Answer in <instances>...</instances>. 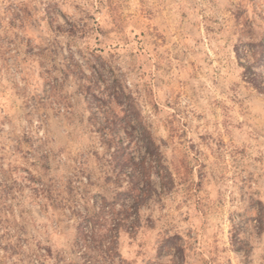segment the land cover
Instances as JSON below:
<instances>
[{
	"label": "rangeland",
	"instance_id": "1",
	"mask_svg": "<svg viewBox=\"0 0 264 264\" xmlns=\"http://www.w3.org/2000/svg\"><path fill=\"white\" fill-rule=\"evenodd\" d=\"M263 30L264 0H0V264H108L76 226L132 206L125 153L115 264H264Z\"/></svg>",
	"mask_w": 264,
	"mask_h": 264
},
{
	"label": "trees",
	"instance_id": "2",
	"mask_svg": "<svg viewBox=\"0 0 264 264\" xmlns=\"http://www.w3.org/2000/svg\"><path fill=\"white\" fill-rule=\"evenodd\" d=\"M250 47L249 52L254 58L253 64L264 65V30L257 40L250 43ZM244 69L246 73H250L253 76V83H258L256 79L257 73L253 70L252 65L246 64ZM260 89L263 90V88ZM117 95L118 93L116 92V98L119 97ZM146 150L148 157L151 158L153 152L148 143L146 144ZM145 157L147 156L144 155L140 161L135 162L129 153L124 155L123 165H129L133 168L135 174L130 177L129 185L123 192L132 197V206L120 204V207L116 209V198L112 201L102 200L97 207H92L90 210L86 209L85 215L77 223V232L80 234L86 249L91 251V245L94 244L95 248L104 255V260L109 262L108 264H115L116 261L114 254L116 253V237L119 228L125 227L132 230L137 226V217L135 215L132 216L133 211L141 199L148 195L146 190L138 187V182L136 181L140 176L148 177L150 163L145 162ZM87 237H89L90 241L87 240Z\"/></svg>",
	"mask_w": 264,
	"mask_h": 264
}]
</instances>
